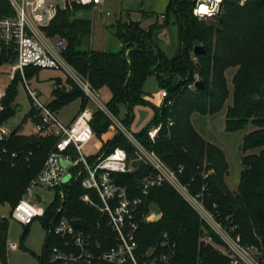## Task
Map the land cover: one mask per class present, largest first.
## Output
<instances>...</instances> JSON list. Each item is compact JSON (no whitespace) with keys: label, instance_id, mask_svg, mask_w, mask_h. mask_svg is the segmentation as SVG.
I'll use <instances>...</instances> for the list:
<instances>
[{"label":"trees","instance_id":"obj_1","mask_svg":"<svg viewBox=\"0 0 264 264\" xmlns=\"http://www.w3.org/2000/svg\"><path fill=\"white\" fill-rule=\"evenodd\" d=\"M90 6L73 4L72 9H61L50 22L47 33L66 41L62 55L70 67L85 78L95 89L108 87L111 92L106 104L108 111L127 128L133 118L132 110L136 105L148 104L154 116L134 134L141 145L154 151L172 170L183 167L178 173L181 182L193 195H200L203 205L211 210L219 220L228 218L235 226L233 235H240L244 245H264V0H222L215 15L199 19L193 14L195 0H169L162 21H157L148 29L142 26L119 23L116 31L121 48L116 51H100L80 48L83 37L91 34V21L78 18L71 20L72 14ZM8 0H0V18L12 16ZM179 25V52L171 57L154 42V32L170 23L169 16ZM154 15V14H153ZM147 17V16H146ZM144 17V18H146ZM202 46L204 53L194 54V46ZM4 47L0 53L1 67L11 61L10 52ZM235 67L232 77V103L227 105L225 130L235 132L252 129L243 137L244 152L256 150L242 157V168L236 193L228 188L225 177L228 164L224 152L203 139L193 128V113L216 114L229 98L226 71ZM39 68H25V77H31ZM149 76H154L159 86L167 91L170 106H155L143 96V86ZM22 76L17 72L7 84L2 98L0 123H7L17 111L16 83ZM197 81L203 87L195 86ZM72 82V81H71ZM60 85L54 80L51 102L48 106L58 111L76 99L81 100L80 111L88 100L83 90L68 83ZM123 106L126 115L119 118ZM37 110L32 105L28 117L39 120ZM90 128L95 136L101 137L111 126L112 121L101 110L92 114ZM169 121L173 125L169 126ZM161 124L157 138L151 141L148 132L151 127ZM55 138L39 134L24 135L18 129L10 130V135L0 141V205L16 204L30 181L43 166ZM103 152L114 148L124 149L129 158H134V146L118 130L102 145ZM134 170L128 173H113L117 183L126 186L129 196L139 198L136 212L139 223L136 231L138 255L145 254L151 247H158L162 233L176 243V255L169 264H229L226 257L219 255L211 246L199 243L200 235L206 227L197 212L183 199L179 192L167 182L148 189L143 194L141 181L152 173L149 165L133 162ZM64 193L61 201L57 198L45 208L40 216L41 225L48 230L60 217L69 220H84L94 229L93 239L106 243L105 217L99 210L81 200L85 193L95 194L81 186L79 180H72L60 188ZM152 208L161 212L157 221H144L143 217ZM99 223V227L97 225ZM28 227V226H25ZM8 220L0 218V260L7 263L5 254ZM42 264L49 263L53 246H61L62 240L45 238ZM219 242V239L215 237ZM158 254L163 249L157 250ZM157 264H166L158 262Z\"/></svg>","mask_w":264,"mask_h":264},{"label":"built area","instance_id":"obj_2","mask_svg":"<svg viewBox=\"0 0 264 264\" xmlns=\"http://www.w3.org/2000/svg\"><path fill=\"white\" fill-rule=\"evenodd\" d=\"M14 14L0 18V53L2 47L12 50L16 56L14 66L11 67L10 79L17 72L22 76L24 69L36 67L39 69L65 70L67 74L82 88L85 95L91 100L97 101L99 108L109 117L112 125L120 130L134 146V158H129L126 151L120 147L111 152H102L91 163L83 152L85 145L90 142L95 134L90 128L92 114L86 110L81 111L70 123H62L54 111L38 99V93L31 89L25 82L28 96L37 110L39 120L33 126V132L45 137L55 138L44 164L36 176L30 181L23 197L12 205L10 217L20 225L29 226L36 217L43 216L45 209L38 206L32 188L36 185L47 189L57 190L62 201L64 193L60 189L72 180H79L81 186L95 194L82 195L81 200L93 208L99 210L105 217L107 234H103L106 243L93 239L92 231L81 229L72 223V220L60 217L52 223L48 234L62 240L61 246L55 245L50 250V264H157L159 261L169 264L176 255V243L167 233H162V240L158 247H151L145 254L138 255L136 231L139 223L136 212L140 204L139 198L129 196L126 186L119 185L113 173H128L134 170L133 162H140L151 167L152 173L147 174L141 181L143 194L154 186L167 182L177 190L183 199L197 212L203 221L206 231L200 235L199 243L203 246H211L222 257H226L229 264H263L264 245H244L240 235H233L235 226L226 218L221 221L209 210L200 195H193L184 185L178 173L183 167L172 170L157 154L141 145L120 121L112 115L107 108L99 102L98 94L87 80L80 77L65 61L62 50L65 48L64 39L47 37V28L59 11V3L66 0H8ZM75 3L93 8H99L108 0H73ZM199 8V6H198ZM197 8L194 10L195 15ZM5 90L0 88V111L3 109L2 98ZM167 91L161 89L156 96L151 97L152 103L157 106H170L172 102L167 99ZM160 102H155L156 99ZM169 126L173 121H169ZM161 124L150 128L149 139L154 141L161 130ZM10 135V129L5 123H0V141ZM69 162L64 168L61 161ZM70 173V174H69ZM69 174V176H67ZM31 199L36 204H31ZM155 216V215H154ZM150 210L144 215V221L157 220ZM92 227V226H91ZM99 227V223L97 228ZM219 239V242L215 240ZM9 251L18 250L20 245L8 243ZM163 249L158 254V249ZM0 264H2L0 260ZM198 264H203L201 261Z\"/></svg>","mask_w":264,"mask_h":264},{"label":"rangeland","instance_id":"obj_3","mask_svg":"<svg viewBox=\"0 0 264 264\" xmlns=\"http://www.w3.org/2000/svg\"><path fill=\"white\" fill-rule=\"evenodd\" d=\"M58 1V0H56ZM109 4L99 8L86 9L81 8L72 14L71 20H77L78 18H84L90 20L92 23V31L89 37H83V42L79 45L80 48L96 49L103 51H117L120 49V40L116 36V31L118 24H123L124 22L139 21L142 19L143 27L148 29L149 26L153 25L158 20L162 21L163 12L167 7L169 0H108ZM222 1V0H221ZM220 0H195L196 8L199 6L198 14L196 15L199 19H205L209 21L208 18L215 15L220 7ZM239 3L244 4L246 0H238ZM204 2L210 7V14H204L203 8L200 7V3ZM73 4H76L73 0L61 1L59 3V10L61 9H72ZM195 8V9H196ZM194 9V10H195ZM154 14V15H153ZM193 14L195 15L194 11ZM147 16V17H146ZM173 14L169 16L170 23L164 29L162 33V42L160 44L163 46L167 54L171 56L175 52V48L179 45L180 35H179V25L173 19ZM144 17L146 20L144 21ZM159 22V21H158ZM47 30V29H46ZM163 29H158L155 34L161 32ZM47 32V31H46ZM47 37L52 38L51 35L47 33ZM155 37V35H154ZM66 44V41H65ZM179 52V48L177 53ZM176 53V54H177ZM12 56L11 61L5 63L0 70V88L4 91L7 84L10 83V75L12 73L11 67L14 66L16 61V56L14 52H10ZM235 67L230 68L226 71V79L228 80L229 88V98L227 99L224 107L219 110L216 114H200L193 113L191 116V124L193 128L202 136L203 139L212 141L217 144L224 152L225 158L227 160L228 169L226 175V182L233 193H236L237 186L240 178V171L242 168V156L245 154H251L256 150H251L244 152L242 150L243 137L245 134L252 129V126H248L245 130H237L235 132H227L225 130V115L227 105L232 103V77L235 72ZM22 76V75H21ZM59 77V78H58ZM58 78L60 85H66L68 89L71 86L68 83H75L65 70H55V69H38L31 77L27 78L26 83L30 88L35 89L38 93V99L43 104H48L52 99L51 90L54 88L53 81ZM72 81V82H71ZM145 90L151 93V97L156 96V94L165 88H160L157 92V82L154 78L150 77L145 82ZM76 85V84H75ZM78 86V85H77ZM16 87V97L15 102L17 108L19 107L13 117L9 119L6 123L7 127L12 129H18L21 133L28 134L32 130V121L28 117V114L32 108V102L28 96L26 86H24V81L18 79L15 85ZM80 87V86H78ZM166 90V89H165ZM156 92V93H155ZM98 100L104 104L110 100V91L107 87H102L97 91ZM88 103L85 110L93 114L95 110L99 108L97 101L88 99ZM80 100L70 102L65 105L64 108L58 111L55 115L59 118L61 122L69 121L79 112ZM125 108L123 106L119 109V118L123 119L125 117ZM133 118L130 121L127 130L132 134H137L142 131L153 118L154 113L150 105L141 104L136 105L132 110ZM92 119V118H91ZM95 150L90 144L86 145L83 152L86 155L94 154ZM93 163V160H90ZM70 174V173H69ZM33 193H39L43 200L37 205L42 208H47L51 202L57 198V190L51 188L47 189L41 186H35L32 188ZM31 204H36L35 201L31 199ZM10 205L5 203L0 205V218H6L8 220V229L6 235V241L8 243H17L21 246L20 254L12 253L6 251L7 263L6 264H42L38 259V256L43 257L45 238L49 230L41 225V219L36 217V219L30 224V226L25 227L14 221L10 217ZM153 216L160 215L155 208L151 209ZM158 214H155V212ZM160 219V218H159ZM151 221H155L152 219ZM23 252V253H22ZM264 264V261H263Z\"/></svg>","mask_w":264,"mask_h":264},{"label":"crops","instance_id":"obj_4","mask_svg":"<svg viewBox=\"0 0 264 264\" xmlns=\"http://www.w3.org/2000/svg\"><path fill=\"white\" fill-rule=\"evenodd\" d=\"M107 4H109V1H107V3H105L104 5H102L101 7H103V6H106ZM93 8V7H92ZM94 9V8H93ZM146 20V18H144V21ZM158 21H160V20H158ZM144 23L142 22L141 23V25L140 26H142ZM130 25V24H129ZM144 26V25H143ZM142 26V27H143ZM144 28V27H143ZM164 29L165 28H163V30L161 31V32H159V33H157V34H155L156 33V31L154 32V35H155V37H154V42L167 54V51H165V49L163 48V46L160 44V42H162V33H163V31H164ZM91 31H92V24H91ZM91 35V34H90ZM153 35V36H154ZM117 36V35H116ZM52 37H55V36H52ZM58 38V37H57ZM120 40V39H119ZM65 41V40H64ZM120 46H121V41H120ZM179 46H180V40H179V45H178V47H176L175 48V52L173 53V54H171V56H173V55H175L176 53H177V50H178V48H179ZM121 48V47H120ZM93 50V49H92ZM96 50V49H95ZM100 51H103V50H100ZM109 51H111V50H109ZM118 51V50H117ZM113 52H116V51H113ZM167 56H169V57H171L170 55H168L167 54ZM29 68V67H28ZM77 73V72H76ZM78 74V73H77ZM80 75V74H79ZM80 77H82V76H80ZM150 77H152V78H154V80H155V82H157V80L155 79V77L154 76H149L148 78H150ZM59 78V77H58ZM71 78V77H70ZM83 78V77H82ZM147 78V79H148ZM72 79V78H71ZM83 79H85V78H83ZM147 79L145 80V82L147 81ZM22 80L26 83V81H27V78L25 77V72H24V75L22 76ZM55 80V79H54ZM73 80V79H72ZM86 80V79H85ZM10 81H11V79H10ZM74 81V80H73ZM75 82V81H74ZM144 82V83H145ZM53 83H54V81H53ZM27 84V83H26ZM75 84L76 85H78L76 82H75ZM28 85V84H27ZM145 85H146V83L144 84V86H143V93H144V98L146 99V100H148V101H150L151 103H152V98H151V93L150 92H148L147 90H145ZM25 86V85H24ZM78 86H80V85H78ZM106 87V86H105ZM81 88V87H80ZM93 88V87H92ZM108 88V87H107ZM157 88L158 89H156V92L161 88L160 86H159V83L157 82ZM6 89V88H5ZM4 89V90H5ZM82 89V88H81ZM93 89H95V88H93ZM101 89V88H100ZM100 89H95L96 90V92L98 91V90H100ZM27 90V89H26ZM53 90V89H52ZM52 90H51V94H52ZM84 92V91H83ZM155 92V93H156ZM85 94V93H84ZM98 94V93H97ZM110 96H111V92H110ZM85 97L87 98V100L89 99L86 95H85ZM52 98H53V96H52ZM76 100H80V99H76ZM75 100V101H76ZM89 101V100H88ZM51 102V101H50ZM49 102V103H50ZM72 102H74V101H72ZM155 102H157V103H159L160 102V99H156L155 100ZM48 103V104H49ZM102 103V102H101ZM48 104H47V106H48ZM102 104H104V103H102ZM153 105H155L154 103H152ZM80 105H81V100H80ZM99 106V105H98ZM104 106L106 107V104H104ZM155 106H157V105H155ZM64 108V107H63ZM18 109H20L19 107L17 108V110ZM62 109V108H61ZM60 109V110H61ZM100 109V108H99ZM83 110H85V108L83 109ZM83 110H81V111H83ZM108 110V109H107ZM59 111V110H58ZM58 111H54V113H58ZM80 111V109H79V112L75 115V117H77V115L81 112ZM29 115V114H28ZM75 117H73L71 120H69V121H64V123H70V122H72L73 120H74V118ZM31 118V121H32V130H31V132H29L28 134H26V133H21L19 130H18V133H21V134H24V135H31V134H34V132H33V126H34V124H35V121H34V119L32 118V117H30ZM63 123V122H62ZM108 131L106 132V133H104V134H102L101 135V137H97V136H95L90 142H88L86 145H91L95 150H97L96 151V153H94V154H89V155H86L87 156V158H88V160L90 161V160H94L95 158H96V156H98L99 154H101L103 151H102V145H103V143H105L106 141H108V140H111V138L117 133V129L115 128V126L114 125H112L111 124V126L107 129ZM198 133V132H197ZM200 135V134H199ZM201 136V135H200ZM202 137V136H201ZM206 140V139H205ZM206 141H208V140H206ZM209 143H212V144H214L215 146H217L218 148H219V146L217 145V144H215V143H213L212 141H208ZM85 145V146H86ZM67 176H69V174L67 175ZM225 182H226V178H225ZM226 184H227V182H226ZM227 186H228V184H227ZM228 188H229V186H228ZM36 193V192H35ZM34 193V194H35ZM39 196H40V198H41V201L43 200V197L39 194V193H37ZM36 202H37V198H36ZM39 203V202H38ZM12 206H10V208H11ZM11 210V209H10ZM155 212V211H154ZM157 212H159V211H157ZM157 212H155V214H158ZM11 213V212H10ZM160 216H161V212H160ZM157 216L155 215L154 216V218H156ZM160 218V217H159ZM158 218V219H159ZM157 219V220H158ZM157 220H155V221H157ZM30 226V225H29ZM49 230V229H48ZM7 244V243H6ZM20 249H21V246H20V248L18 249V250H14V251H10V252H12V253H16V254H20ZM6 251H7V248L5 247V254H6ZM9 251V250H8ZM23 253V252H22Z\"/></svg>","mask_w":264,"mask_h":264},{"label":"water","instance_id":"obj_5","mask_svg":"<svg viewBox=\"0 0 264 264\" xmlns=\"http://www.w3.org/2000/svg\"><path fill=\"white\" fill-rule=\"evenodd\" d=\"M130 23V25L131 26H136V27H139L140 25H141V23L143 22L142 21V19H140L139 21H132V20H130L129 21ZM193 52H194V54H196V55H198V54H201V53H204L205 52V50L203 49V47L202 46H198V45H196V46H194L193 47ZM195 86H199L200 88H202L203 87V82H200V81H197L196 83H195ZM61 163H62V166L64 167V168H66L68 165H69V162H67L66 160L65 161H61ZM35 198H37V202H41V198H40V196L37 194V193H35ZM72 223L75 225V226H77L78 228H81V229H86V230H89V231H92V227H91V225L90 224H88L86 221H82V220H79V219H77V220H72Z\"/></svg>","mask_w":264,"mask_h":264},{"label":"bare ground","instance_id":"obj_6","mask_svg":"<svg viewBox=\"0 0 264 264\" xmlns=\"http://www.w3.org/2000/svg\"><path fill=\"white\" fill-rule=\"evenodd\" d=\"M217 1H219V0H217ZM200 7L203 8L202 11H203L204 14H210V7H208L207 4H205L204 2H202V3H200ZM198 10H199V8H197V11H196L197 14H198Z\"/></svg>","mask_w":264,"mask_h":264}]
</instances>
